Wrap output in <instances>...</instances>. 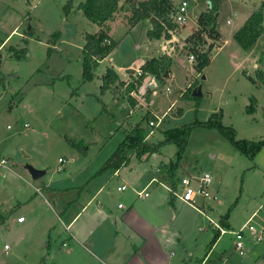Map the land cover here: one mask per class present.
I'll return each mask as SVG.
<instances>
[{
  "label": "rangeland",
  "instance_id": "374dc122",
  "mask_svg": "<svg viewBox=\"0 0 264 264\" xmlns=\"http://www.w3.org/2000/svg\"><path fill=\"white\" fill-rule=\"evenodd\" d=\"M81 1L84 0H73V9L65 15L62 8L67 0H0V79L6 76L0 82V160L6 161L5 167H0V213H8L17 204L27 202L33 205L35 214L33 224L28 220L22 227L7 225L0 229V264H124L126 251L140 244L136 235L121 230L112 241L108 235L101 236L104 230L98 236L96 233L95 252L100 257L97 259L76 243H70L71 250L62 247L67 231L58 218L67 211L78 212L79 204H85L89 198L85 199L88 190L94 193L100 186L104 188L98 199L101 206L120 203L124 206L132 198L135 200L140 190L133 191L132 182L141 186L151 175L156 176L155 171L161 165L176 162L175 179L209 174L212 179L209 191L216 201L206 200L205 208L201 209L210 222L177 199L175 210L169 205L172 216L167 222L162 215L156 219L167 225L161 232L166 240L158 244L155 239L158 246L162 245L163 252L159 255L162 259L171 260V264H199L224 216L229 230H238L253 213L257 216L252 224L264 226V146L251 158L239 152L229 137L205 125L217 114L222 126L233 129L234 141H264V29L247 51L233 39L251 12L264 10V0H221L217 23L224 45L221 50L214 48L208 53L213 58L199 75L193 69L196 59L189 46L185 51L193 54L192 63L184 51H179L182 39L195 31L196 18L207 11V0L191 3L188 10L193 17L179 30L180 39L176 37L173 44L176 49V54L170 57L174 59L173 76L162 80L132 71L156 53L148 50L149 40L144 34V26L150 23L131 29L126 20L132 13L129 3H125L118 18L110 24L109 34L117 47L89 81L82 77L81 49L84 35L96 32L97 26L77 11ZM142 1L147 0L130 3ZM170 1L176 4L182 0ZM227 20L231 24L227 25ZM30 29L31 36H26ZM55 33H59V39L52 45L49 41ZM206 41L207 44L198 47L202 52L211 43ZM154 45L162 55L168 49L162 38ZM109 64L120 67L127 75H136L124 83L140 82L129 96L121 90L119 95L126 100L114 99L111 91L102 92L98 76ZM153 79L156 88L149 87ZM198 87L202 96L195 99L192 92ZM125 101L123 111L132 116L128 127L123 124L121 113ZM151 111L162 117L157 128L148 126L150 120L156 121ZM188 124L193 126L180 157L175 144L169 143L156 154L142 156L146 160L129 153L125 165L98 173L123 142L127 129L134 125L145 129L146 140L159 143L166 137V131ZM65 138L84 145L86 153L72 147ZM60 159L67 161L63 171L57 170ZM26 165L46 170V175L33 181ZM116 170H120L122 185L129 187L128 191L117 193L121 184L117 182L119 178L112 176ZM131 177L139 178L134 182ZM158 191L165 193L162 188ZM196 204L201 207L202 200ZM96 205L95 201L82 219ZM5 209L7 212H2ZM17 210L12 214L14 217L26 216L23 210ZM103 224L101 229L109 225ZM6 245L8 250L4 249ZM153 247L152 250L159 249L155 243ZM249 248L253 249L251 255L240 257L233 251L232 236L225 235L213 254L209 253L207 264H264V241L251 243ZM220 254L224 256L221 262Z\"/></svg>",
  "mask_w": 264,
  "mask_h": 264
},
{
  "label": "trees",
  "instance_id": "16d2710c",
  "mask_svg": "<svg viewBox=\"0 0 264 264\" xmlns=\"http://www.w3.org/2000/svg\"><path fill=\"white\" fill-rule=\"evenodd\" d=\"M210 5L207 6V11L202 12L196 21V29L185 39V46H189L190 51L194 54L196 59V66L194 69L197 72L207 67L210 63V53L217 41L220 40V34L218 32L217 18L215 14L219 10L220 0H207ZM73 0H67L63 6L65 15H69L73 9ZM125 3H129L132 16L128 20L129 25H134L140 21L149 20L151 23V29L147 32V37L151 40H159L163 36V27L160 21L164 20L166 11L171 7L172 1L170 0H147L137 3H130V0H126ZM124 3V4H125ZM81 11L83 16L91 23L99 27V31L95 34L86 33L83 37L84 45L81 49V65H82V77L84 81H89L93 77L94 71L99 66V62L105 59L116 47V42L113 41L108 35L109 26L108 22L115 19L116 13L119 12V0H84L79 3L76 8ZM264 29V10L254 11L244 22V24L235 32L233 39L237 45L244 51L251 49L257 42L258 38L262 34ZM32 29L26 32V36H31ZM166 38L169 35L166 34ZM59 39V33L52 35L50 43L55 45ZM208 44V50L206 52L200 51L198 47ZM172 66V59L167 55H162L159 58H153L146 61L141 67V75H151L154 78L166 79L170 74V68ZM259 78H263L262 73H258ZM6 80V76L0 79L3 83ZM102 92L111 91L114 95L121 93L129 96L137 86L140 85L138 80L131 83H124L120 81L118 75L113 69L108 68L105 73L100 77ZM198 99V98H195ZM181 116V112L179 113ZM214 119V120H212ZM205 125L210 128H215L229 137L235 147L242 154L254 157L255 154L264 146V141L252 142L247 140L234 141V131L232 128L224 127L221 125L220 117L214 114ZM197 125H203V123H195ZM193 124L182 126L180 129H171L166 131L163 141L159 143H153L146 140V131L142 127L134 126L130 129L123 140V142L117 147L107 161L102 165L98 173L104 172L108 169H118L125 165L129 153H133L137 158L142 156H151L156 154L160 147L165 144H175L177 147V156L180 157L184 150L187 137ZM65 140L74 148L78 149L82 153H86L87 148L81 143H75L72 140L65 138ZM178 163L171 164L169 166L163 164L159 168V173L165 182L169 184L172 190L176 187L175 170ZM175 198L169 193V204H173ZM17 207H15L16 209ZM12 209L8 213H0V227L4 224L5 220L15 212ZM220 226L228 228L227 216L222 217L220 220ZM219 238V231L216 229L212 247Z\"/></svg>",
  "mask_w": 264,
  "mask_h": 264
},
{
  "label": "crops",
  "instance_id": "0c3cea01",
  "mask_svg": "<svg viewBox=\"0 0 264 264\" xmlns=\"http://www.w3.org/2000/svg\"><path fill=\"white\" fill-rule=\"evenodd\" d=\"M125 1H124V3H125ZM81 2H83V1H81ZM124 3H121V0H119V7H120L119 12L116 13L115 19L113 21L107 23V25L109 26V32H110V28H111L110 24L118 18L120 11L123 9ZM220 3H221V0H220ZM220 3H219V6H220ZM77 11H79V10H77ZM251 14H252V12L249 14V16ZM125 16H129L128 13H125ZM228 21L229 20L226 21L227 25L231 24V21H229V23H228ZM148 22L150 23L149 20H144V21H140L134 25H129L128 20H126V24L133 30L135 28H137L138 26L143 27V25L148 23ZM244 22H242V23L244 24ZM151 27H152L151 23H150V26L149 25H147L146 27L144 26V32H145L144 34L146 35V37H147V32L151 29ZM98 31H99V27L97 26V31L94 33H91V34H95ZM109 32H108V35L110 36ZM218 32H219L221 37H220V40L216 42V46L214 47V48H217L216 51L221 50L222 46L224 45L223 35H222L221 31L219 30V28H218ZM12 33H14V31H12L11 34ZM110 38L113 41H115L111 36H110ZM147 39L149 40V41H147L148 50L151 53H154V52L156 53L155 56L149 57V58L150 59L159 58L162 55V53H157V51L159 49H158V47H156V45H154V43L156 41H161V39L151 40L149 38H146V40ZM218 45H219V47H218ZM116 47H117V42H116ZM108 56L99 62V66L103 62L108 61ZM212 58H213V55L210 58V62H211ZM150 59H147L146 61H148ZM173 61H174V59H172V64H173ZM143 64H141L140 67ZM98 67H97V69H98ZM140 67L135 68L134 70H132L129 67V69L136 72V75H137V74H140ZM108 68L113 69L121 81H125L128 77H135L136 76L134 74L127 75L126 73L121 72L120 67L116 68L115 66H112L111 64H109V66H107L105 68V71ZM193 69H194V67H193ZM170 70H171V74H173L172 66H171ZM194 71H195V69H194ZM102 75H100L98 77L100 78ZM196 75H199V73L197 71H196ZM113 96L115 97L114 99H117V100L120 98H122V99L124 98L123 100H126V98L123 95H119V94L114 95L113 94ZM126 106H127V101H125V105H123L121 113H122L123 124H125L128 127L129 118L131 119L132 116H130V115L128 116L123 111V110H125ZM151 116L154 119L158 116L160 117L159 113L158 112L156 113L154 111L153 112L151 111ZM133 127H131L130 129H132ZM128 131H129V129H127L126 133ZM140 159L146 160L147 158L141 157ZM65 163L67 164L66 160H65ZM59 168H62V170L60 169L59 171H63L67 168V166H62V167L59 166L57 168V170ZM120 170L114 171L112 173V176L114 178H119L120 180L117 182H119L121 184V186H125V185H122L124 178L122 176H120V172H119ZM155 172L157 173L156 176L151 175L148 179L143 181L141 186H139V184H134L132 182V185H135V188L132 187L133 191H136V188L140 189L139 191H137V193L145 190V192L148 194L147 197L139 198L137 195H135L136 199L134 200V198H132L128 203H124V206L120 203L122 205V208H118L119 204H112L111 206H105V207L101 206L102 202H100V204H99L98 199L102 195L103 190H104V188L102 186L97 188L94 193L88 190V193H87L85 199H87L88 197L89 198L86 200L85 204H79L81 208L78 212H76L75 214H73V213L71 214V213H69V211H67L64 214H62V216H60L58 218V220L61 222L62 227L65 229V231H67V237H66L67 239H66V241H64L62 243V247L69 250L70 249V247H69L70 243H74V244L76 243L77 245L80 246L79 248L81 250H84L85 253H87L89 255L91 254L95 258L100 259V257L95 252L97 247H96V240L94 239V235L97 233V236H98L100 231L104 230V232H102L101 236L108 235L110 237V240L113 241L118 237L121 230H125L127 233H131V235H136L140 244L139 245H133L132 249H131L132 252L126 251L127 252L126 253L127 258H126V261L124 262V264H171L172 263L171 260L162 259V257L159 256L160 253L163 252L162 245L158 246L155 242V239L157 240L158 244H160L161 240H166V235L164 233H161V232L164 231L165 228L167 227L166 224L160 223L156 219L160 215H162L165 219V222H167L169 217L172 216L170 213L171 208L169 206L170 205L169 204V191L167 189V184H166L167 182H165L163 180L162 175L159 173L158 168ZM138 178L139 177H131V179H133L134 182L137 181ZM160 188H162V190L165 191V193L163 195H162L161 191H158V190H160ZM128 190H129V187H127V189L124 192H126ZM53 192H55V191H53ZM55 193H51V194L55 195ZM117 193H118V191H117ZM54 195H52V196H54ZM138 200H140L142 202V206H139ZM95 201L97 202L96 207H94V209L89 213V215L86 219H82L83 215L88 212L89 208L93 205V203ZM44 202H47L45 204L52 209V206L48 203V201H46V199H44ZM28 204L29 203H27V202H24V204L22 206H20L19 204H17V205L15 204L16 205L15 207H17V209H18L17 211L23 210L26 213V216L23 215V217L25 218L24 223H17L16 220L19 216L14 217L13 215H10L5 220L4 224L0 227V229L2 227L7 226V225H9L10 227H14V228L15 227H22L24 224H26L28 222V220L31 221L33 224L34 219H35V217H34L35 214H34V209H33L34 207H33V205H30V204L28 205ZM61 204L63 205V203H61ZM24 205H27V206H24ZM58 205H60V204H58ZM62 205H60V206H62ZM125 205H126V207H128L127 209H126ZM172 205H173V209L175 210V208H176L175 199L173 200ZM184 205H186V204H184ZM186 206L190 210H192L193 212L197 213L200 216H203L206 220H208L210 222V219H208V216L206 215V213L202 212L201 209L197 210V209L191 208L188 205H186ZM204 208H205V205L202 209H204ZM4 211L7 212L6 209L3 210L2 212H4ZM174 212L175 211H173L172 214H174ZM252 216H254V217L257 216V213H253ZM65 220H67V222H64ZM104 222H108L109 225L107 226V228L104 227V229H101L102 226H104V224H103ZM229 229L230 228L228 227L227 230H229ZM226 235H229V234H226ZM223 236H225V235H223ZM223 236L219 237L217 239V241L215 242V244L209 248L208 253L201 260V262L199 264H207L208 260H206V259L209 255V253H210V255L213 254V251L217 248V245L219 244V242L221 241V238ZM151 240H153V243H151L149 245ZM66 242H68V244ZM154 243L157 247H159V249L157 248V250H155V249L152 250L154 248L153 247ZM252 252H253V249L248 248L246 254H244L242 256L239 255V256L240 257L249 256V255H251ZM145 254L149 255V257L151 256L150 259H148ZM153 254H155V255L152 256ZM220 255L221 256H220L219 260L221 262V261H223L224 256H223V254H220ZM138 256H140V258H138ZM135 257H137V258H135ZM263 260H264V258H263Z\"/></svg>",
  "mask_w": 264,
  "mask_h": 264
},
{
  "label": "built area",
  "instance_id": "2783aa9c",
  "mask_svg": "<svg viewBox=\"0 0 264 264\" xmlns=\"http://www.w3.org/2000/svg\"><path fill=\"white\" fill-rule=\"evenodd\" d=\"M198 0H182L180 3H172L171 7L167 9L166 16L164 20L160 21L161 26L163 27V36L162 39L165 40V43L168 46V49L165 51V55L168 57H172L176 54V49L174 41L176 37L179 36V30L187 25L189 20L193 17L188 10L191 3H196ZM197 19V18H196ZM229 23V21H228ZM166 34L169 35V38H166ZM179 38V37H177ZM180 39V38H179ZM185 39H182V44L180 46L179 51H185ZM173 45V46H172ZM187 60L192 63L194 61L193 54L186 55ZM172 74L170 73L166 79H171ZM166 81V80H165ZM169 88L166 89V92H169ZM156 121L150 120L148 126L150 128H157L162 120L161 118L156 117ZM65 163L64 159L59 160V165L62 167ZM6 161L0 160V167H5ZM62 168H59V170ZM212 179L209 174L202 175H188L181 179H176V187L174 190L171 189L170 186H167L169 193L172 196L179 200L181 203L186 204L194 209L200 210L204 207V202L208 201H216V197L212 195L209 191V186L211 185ZM127 189L126 186H120L117 188L119 193L124 192ZM147 193L145 190L138 192L137 196L139 198L147 197ZM202 200V206H197V200ZM118 208H122V205L119 204ZM254 216L250 217L249 220L238 230H224L220 226L216 229L219 231V237L229 234L232 236V245L233 251L238 255L242 256L247 253L249 245L251 243L259 244L264 241V226L254 225L252 224V219ZM17 223H24L25 218L23 216L17 218ZM5 250H8V246L4 247Z\"/></svg>",
  "mask_w": 264,
  "mask_h": 264
},
{
  "label": "water",
  "instance_id": "95a60500",
  "mask_svg": "<svg viewBox=\"0 0 264 264\" xmlns=\"http://www.w3.org/2000/svg\"><path fill=\"white\" fill-rule=\"evenodd\" d=\"M207 4L210 5V2L208 1ZM215 17L216 18L218 17V13L215 14ZM149 87L156 88V83L154 79L150 83ZM192 96L195 98H200L202 96V93L199 87L192 92ZM25 170L28 172L29 176L31 177L33 181H37L46 175V170L36 169L31 165H26Z\"/></svg>",
  "mask_w": 264,
  "mask_h": 264
}]
</instances>
